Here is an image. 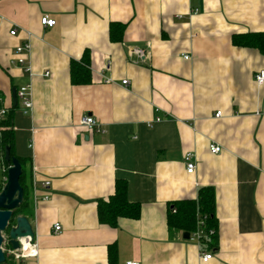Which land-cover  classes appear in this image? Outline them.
Listing matches in <instances>:
<instances>
[{"label":"crops","instance_id":"obj_1","mask_svg":"<svg viewBox=\"0 0 264 264\" xmlns=\"http://www.w3.org/2000/svg\"><path fill=\"white\" fill-rule=\"evenodd\" d=\"M44 16L56 24L44 27ZM111 23L126 26L123 41L110 40ZM258 31L264 0H0V109L13 110L15 154L30 161L27 219L40 249L23 261L6 253L8 264H204L208 252L206 264H264V85L254 80L264 53L233 43ZM85 53L92 80L74 86L71 62ZM29 84L24 114L12 97ZM85 115L102 131L81 128ZM9 168L0 147V192ZM118 181L141 213L111 227L98 208ZM204 187L215 190L213 250L168 226L172 205Z\"/></svg>","mask_w":264,"mask_h":264},{"label":"trees","instance_id":"obj_2","mask_svg":"<svg viewBox=\"0 0 264 264\" xmlns=\"http://www.w3.org/2000/svg\"><path fill=\"white\" fill-rule=\"evenodd\" d=\"M110 40L115 42L123 41V35L126 26L120 23H111ZM233 43L238 47L255 48L264 53V32L244 33L243 35H233ZM81 62H71V83L74 86H83L91 83L92 71H90V57L88 53L83 55ZM2 95L0 94V99ZM1 106V103H0ZM16 108V107H15ZM14 117L13 110L0 117V147L4 152V162L7 167L11 162L5 160L7 148L11 149L10 158L16 157L22 165V177L20 184L24 191V199L21 207L14 212V217L25 216L31 218L33 207L30 201V190L27 184L30 165L29 159H23L15 154L14 142L15 132L13 129ZM116 193L108 202L101 201L98 208V218L100 222L116 227L119 219H138L141 213V205L130 203L127 199L128 187L126 182L118 181L116 184ZM203 223V225H201ZM168 226L171 231H184L186 233H195L203 231L199 238V244L204 249H217L219 244L218 238V219L216 214L215 190L211 187L200 189L197 199L189 201H177L170 209ZM111 258L116 256V247L110 246ZM112 260V259H111ZM1 264H8V259Z\"/></svg>","mask_w":264,"mask_h":264},{"label":"built area","instance_id":"obj_3","mask_svg":"<svg viewBox=\"0 0 264 264\" xmlns=\"http://www.w3.org/2000/svg\"><path fill=\"white\" fill-rule=\"evenodd\" d=\"M41 24L44 27H48V28H52L55 24L56 21L54 19H50L48 16H44L41 19ZM11 35L12 36H16L17 32L16 30L11 31ZM31 50V43L29 42H25L23 43V45L18 46L15 50V56L17 59V63L20 67H23L26 65V59L25 55L27 53H29ZM133 55H136L137 58L139 59H146L149 54L148 52H146L144 49H139V48H134L132 50ZM186 58L188 59L189 56H186ZM26 71H31L30 67H26ZM46 76H51V74L49 72H47L45 74ZM254 80L256 82V84L258 86H263L264 85V69L259 70V72H257L254 75ZM128 80L127 81H123L122 84L124 86L128 85ZM17 99H18V103L21 105L22 110L25 113H28L29 111H32L33 106H34V102L32 101V87L31 85H24V87H21L18 91H17ZM8 113L7 109H0V117H3L4 115H6ZM222 115L221 111H218L216 113V117H220ZM157 120H160L159 118ZM80 127L88 130L89 132H95V133H99L100 131H102V129H100V125L98 124V122L96 121V119L91 116V115H85L84 118L81 119L80 121ZM222 148L219 145H210V152L212 154H217L219 152H221ZM185 169L187 171V173L189 174H193L195 172V168L196 165L194 163V156L191 152H188L185 155ZM50 186V182L47 181L44 183V187H49ZM49 196H45V200H48ZM201 225H203V223H201ZM61 230V226L60 224H56L54 226V231L56 233H58V231ZM203 235V231L199 230L198 232L194 233L193 238H196L197 240H199V238ZM4 244H3V250L5 251V253L9 254L12 259L15 261H23L25 259H30V258H37L39 256L40 253V249L38 246V243L33 240L31 237L29 238H25V239H20L19 240V248L12 250L10 244H9V235H4ZM6 243V244H5ZM5 246V247H4ZM213 259V254L211 252H208L206 254H202L201 255V261L206 264V262H209ZM128 264H139V263H128Z\"/></svg>","mask_w":264,"mask_h":264},{"label":"water","instance_id":"obj_4","mask_svg":"<svg viewBox=\"0 0 264 264\" xmlns=\"http://www.w3.org/2000/svg\"><path fill=\"white\" fill-rule=\"evenodd\" d=\"M14 106H18L17 90L13 91ZM11 149L7 148L5 160L11 162L7 171V181L0 192V264L6 261V253L3 250L4 234L9 235V244L12 250L18 249L20 239L31 237L35 239L31 221L25 216L14 217V212L21 207L24 199V191L20 184L22 175L21 162L16 158H10ZM184 239H190L189 233H184Z\"/></svg>","mask_w":264,"mask_h":264},{"label":"rangeland","instance_id":"obj_5","mask_svg":"<svg viewBox=\"0 0 264 264\" xmlns=\"http://www.w3.org/2000/svg\"><path fill=\"white\" fill-rule=\"evenodd\" d=\"M4 235H7V233H5ZM8 236V235H7ZM6 244V243H5ZM5 247V246H4Z\"/></svg>","mask_w":264,"mask_h":264}]
</instances>
